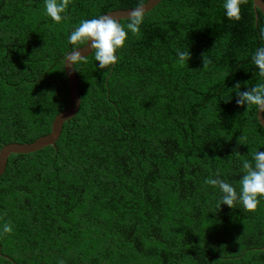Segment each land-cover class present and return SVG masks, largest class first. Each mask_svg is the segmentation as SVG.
I'll list each match as a JSON object with an SVG mask.
<instances>
[{
    "label": "trees",
    "instance_id": "trees-1",
    "mask_svg": "<svg viewBox=\"0 0 264 264\" xmlns=\"http://www.w3.org/2000/svg\"><path fill=\"white\" fill-rule=\"evenodd\" d=\"M139 3L70 0L57 23L43 0H0V149L49 133L71 104L70 31ZM145 15L114 65H75L81 105L56 145L9 156L0 264H264V200L218 208L205 183L219 172L239 187L242 161L264 151L258 111L232 91L261 79L264 14L254 0L239 19L222 0H161Z\"/></svg>",
    "mask_w": 264,
    "mask_h": 264
},
{
    "label": "clouds",
    "instance_id": "clouds-1",
    "mask_svg": "<svg viewBox=\"0 0 264 264\" xmlns=\"http://www.w3.org/2000/svg\"><path fill=\"white\" fill-rule=\"evenodd\" d=\"M151 0H149V3ZM244 0H222L224 14L228 18H240L241 4ZM258 4H264V0H257ZM70 0H43L44 13L54 22L66 21L69 16ZM146 4L139 3L136 7L127 11V22L110 13L94 16L90 19H82L79 25L70 31L67 40L72 48L66 53L64 64L75 66L84 61L88 55L82 53L85 46H90V54L94 58L96 68L105 69L114 65L119 58V52L125 47L130 35H139L141 26L146 18ZM83 45V47H80ZM190 51L177 49V56L181 61L190 58ZM251 61L258 69L260 81L253 87L241 91L239 83L232 89L236 92L238 105L255 106L258 113L264 114V44L256 47L251 54ZM246 135L238 137L239 144L247 145ZM241 177L239 187L233 182L216 176L205 180L207 185L218 188L220 195L216 201L217 207L222 204L233 207L242 205L245 209H256L261 200H264V151L257 149L251 152V159H244L241 165ZM13 225L9 221L0 224V235L11 233Z\"/></svg>",
    "mask_w": 264,
    "mask_h": 264
},
{
    "label": "water",
    "instance_id": "water-1",
    "mask_svg": "<svg viewBox=\"0 0 264 264\" xmlns=\"http://www.w3.org/2000/svg\"><path fill=\"white\" fill-rule=\"evenodd\" d=\"M160 1L161 0H151V2L149 3V0H147L144 3L147 5L146 12L153 9L158 3H160ZM254 6L256 10L257 8H260L264 14V4H258L257 0H254ZM129 9L131 8L112 10L107 13L116 15L122 20L127 18L128 15L127 11ZM90 51H91L90 46H85L82 49V53L85 55L90 54ZM65 71L69 83V94H70L71 104L65 110L57 114V116L53 121L52 129L49 133L40 136L38 139H36L33 142L8 143L2 149H0V176L4 173L8 163L9 156L12 153H30L40 150L49 145L55 146L58 139L61 136L64 123L78 113L82 100L81 91L79 87V78L77 76L75 66L71 64H65ZM258 117L264 126V114L260 115L258 113Z\"/></svg>",
    "mask_w": 264,
    "mask_h": 264
}]
</instances>
